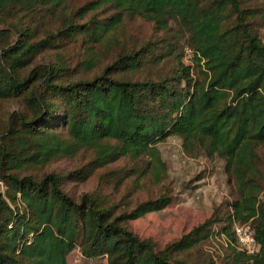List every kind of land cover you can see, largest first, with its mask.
Segmentation results:
<instances>
[{
  "label": "trees",
  "instance_id": "obj_1",
  "mask_svg": "<svg viewBox=\"0 0 264 264\" xmlns=\"http://www.w3.org/2000/svg\"><path fill=\"white\" fill-rule=\"evenodd\" d=\"M260 2L91 0L72 13L70 0H0V102L17 100L24 109L0 130V182L7 187L0 194V264H67L76 249L107 264H186L183 256L212 237L216 224L229 264H264V42L256 29L264 12L253 5ZM100 12L109 15L98 19ZM136 19L169 37L101 66L95 46L116 44L126 20ZM77 35L87 54L77 68L59 59L36 63ZM170 61L168 74L134 78L148 64ZM169 137L179 138L189 157L221 159L234 196L222 216L214 211L163 249L128 223L164 210L171 195L120 210L107 192L78 201L66 192L67 180L82 183L122 157L141 162L137 184L161 185L167 165L157 145ZM85 149L96 152L88 168L25 173ZM235 224H250L256 255L238 248Z\"/></svg>",
  "mask_w": 264,
  "mask_h": 264
},
{
  "label": "rangeland",
  "instance_id": "obj_2",
  "mask_svg": "<svg viewBox=\"0 0 264 264\" xmlns=\"http://www.w3.org/2000/svg\"><path fill=\"white\" fill-rule=\"evenodd\" d=\"M89 1L91 0H70L71 12H75ZM253 5L264 12V2L253 3ZM108 15L109 13L103 15L100 12L97 16L100 19ZM88 19L90 18L87 17L85 21ZM58 23L61 21L49 23L47 29H51ZM256 29L264 42V21H257ZM118 31L116 44L109 47L95 46L101 66L110 64L122 52L139 49L169 37V33L156 32L152 24L139 19L126 20ZM76 39L75 43L63 42L58 49L39 56L36 63L44 64L59 59L66 67L77 68V65L87 58V54L82 35H77ZM183 51L185 55L182 61L185 65H190L191 54L187 49ZM172 67L171 61L160 66L148 64L134 78H153L156 75L168 74ZM21 110V103L17 100L0 102V130L9 115ZM157 147L162 160L167 165V179L161 185H153L147 180L141 181L140 185L137 184L135 171H139L141 162L122 157L111 164L108 170H95L94 174L82 183L74 178L67 180L65 190L75 201H78L85 193L107 192L111 201L119 203L120 210L132 209L137 203L155 199L163 193L171 195L172 202L164 210L147 214L128 223L134 234L141 239L151 238L156 248L161 250L166 244L179 239L192 228L203 223L214 211H218L222 216L226 204L233 200L234 195L221 159L189 157L183 152L181 140L177 137H169L158 143ZM95 156V151L85 149L73 158L56 160L42 169H28L25 173L41 176L44 173L55 172L66 175L83 167L88 168V164ZM6 188L1 183V195H4ZM220 228L221 224H216L213 227L212 237L202 242L189 255L183 256L186 264H229L230 250L227 239L221 234H216ZM67 264H107V261L105 257L84 258L80 250L76 249L68 255Z\"/></svg>",
  "mask_w": 264,
  "mask_h": 264
},
{
  "label": "built area",
  "instance_id": "obj_3",
  "mask_svg": "<svg viewBox=\"0 0 264 264\" xmlns=\"http://www.w3.org/2000/svg\"><path fill=\"white\" fill-rule=\"evenodd\" d=\"M233 231L237 240L238 248L241 251L248 255H256L258 253L259 245L254 237V232L250 224H235L233 226Z\"/></svg>",
  "mask_w": 264,
  "mask_h": 264
}]
</instances>
